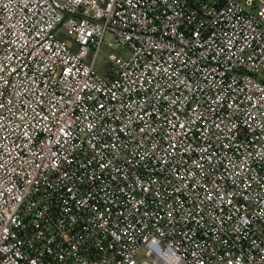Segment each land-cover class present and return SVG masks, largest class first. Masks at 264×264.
Segmentation results:
<instances>
[{"label": "built area", "instance_id": "built-area-1", "mask_svg": "<svg viewBox=\"0 0 264 264\" xmlns=\"http://www.w3.org/2000/svg\"><path fill=\"white\" fill-rule=\"evenodd\" d=\"M0 264H264V0H0Z\"/></svg>", "mask_w": 264, "mask_h": 264}, {"label": "rangeland", "instance_id": "rangeland-1", "mask_svg": "<svg viewBox=\"0 0 264 264\" xmlns=\"http://www.w3.org/2000/svg\"><path fill=\"white\" fill-rule=\"evenodd\" d=\"M107 51L109 50V49H107V48H105ZM98 69H103L104 67H105V64L103 63V60H102V57H100V59H99V63H98Z\"/></svg>", "mask_w": 264, "mask_h": 264}]
</instances>
